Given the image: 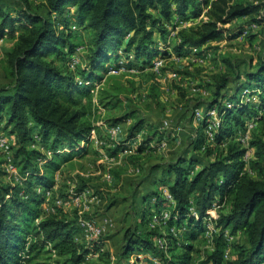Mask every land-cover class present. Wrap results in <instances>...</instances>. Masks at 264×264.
<instances>
[{"label":"rangeland","instance_id":"obj_1","mask_svg":"<svg viewBox=\"0 0 264 264\" xmlns=\"http://www.w3.org/2000/svg\"><path fill=\"white\" fill-rule=\"evenodd\" d=\"M0 1L12 8L20 6L19 0ZM30 1L34 9H42V0ZM250 1L261 3L264 15V0ZM203 12L196 17L173 15L166 23L167 32L163 37L154 33L162 53L148 61L143 58L135 61L133 55L122 50V42L116 59L95 69L89 83L82 77L93 32L73 24L62 28L68 42L62 49L66 52L72 48L74 52L51 57L74 73L78 85H90L79 99L84 105V119L94 128L72 146L75 150L62 143L54 153L51 145L41 140L40 126L30 119V137L25 142L27 152L18 153L15 135L0 113L1 182L13 187L21 197L41 200V216L36 221L50 215L67 219L72 236L86 249L80 262L71 263L65 255L54 252L49 244L36 258L41 264H162L161 253L168 256L171 247L183 250L187 246L191 264H211L208 257L218 233L213 218L220 211L230 209V197L216 199L209 208L213 209L210 212L214 216L207 211L208 216L198 229L188 224L187 216L180 221L170 220L174 202L167 196L169 181L158 180L164 174L161 167L169 161L178 157L187 161L194 156L204 162L224 147L213 139L222 117L215 109L205 111L208 100L213 97V85L223 73L230 74L229 86L236 83L238 80L232 78L234 66L242 71L249 67L254 69L264 34L260 24L242 16L225 24L235 29L238 23L242 24V28L236 30L240 33L236 37L213 40L179 53L174 48L180 39L177 31L205 19ZM21 30L17 27V31L5 35L4 40L0 38V85L10 82L5 75V51ZM242 99L257 115L264 116V109H260L263 102L260 90L254 86L244 89ZM257 115H243L245 124L230 138L245 147L243 171L253 177H260L258 167L264 166V152L260 153L250 144L260 137L261 123ZM204 118L206 125L201 129L205 136L204 147L195 148L197 127ZM137 120H141V124L134 135L129 136ZM249 122L250 127L246 124ZM241 137L244 142L240 141ZM207 148L210 154H206ZM30 163L37 166L38 175L48 178V187L36 183L37 175L32 172L34 168ZM199 166V163L194 164V169ZM172 177L170 174L169 180ZM152 189L158 190V196L148 197L143 202L142 197ZM189 210L194 214L192 203ZM133 231L149 239L153 247H135L124 258L122 247ZM191 231L196 232L194 237L190 236ZM224 235L227 243L222 254L228 259L235 254L231 244L245 242V236L241 230L232 233L228 228Z\"/></svg>","mask_w":264,"mask_h":264},{"label":"trees","instance_id":"obj_2","mask_svg":"<svg viewBox=\"0 0 264 264\" xmlns=\"http://www.w3.org/2000/svg\"><path fill=\"white\" fill-rule=\"evenodd\" d=\"M19 1L20 6L15 8L0 1V38L16 32L17 27L22 29L5 51V75L10 82L0 85V113L15 135L17 152L22 154L27 152L25 142L30 137V119L40 126L41 140L49 143L54 153L62 143L72 148L94 128L84 119L85 109L79 99L90 85H78L74 73L55 59L74 52L72 48L66 52L62 49L68 44L64 27L85 26L93 32L82 77L88 83L92 82L95 69L116 59L122 42V50L133 55L135 61L139 58L148 61L161 54L154 33L163 37L167 32L166 23L173 15L196 17L204 10L206 16L194 26L177 31L180 39L174 48L179 53L213 40L236 37L240 34L236 30H240L242 24L238 23L236 29L225 24L242 16L260 24L264 34L263 5L250 0H42V9H34L30 0ZM261 48L254 69L249 67L242 71L230 63L235 69L232 78L238 80L236 83L229 86L230 74L223 73L213 85V97L208 100L205 111L215 109L222 117L213 135L217 145L224 144L220 152L204 162L194 156L187 161L178 157L161 167L164 174L158 181H169L167 190L174 202L170 220L180 221L187 216L188 224L199 229L213 202L230 197V209L220 211L213 218L218 233L208 257L211 264H264V166L258 167L260 177L243 171L246 149L238 141L230 140L245 124L243 115H257L242 99L244 89L254 86L260 90L263 99L260 109H264V44ZM52 54H56L55 57H51ZM248 63L250 65L251 61ZM257 116L261 123L260 137L250 144L262 153L264 116ZM200 123L195 148L204 147L205 136L201 129L206 125L205 118ZM140 124L141 120H137L131 126L129 136L134 135ZM206 154H210L208 148ZM198 163L200 166L195 170L194 164ZM30 165L37 175L36 183L48 187V178L38 175L35 164ZM2 173L0 167V176ZM170 174L173 175L171 180ZM158 193L152 189L142 201L151 196L156 198ZM40 202L32 196L21 197L0 179V264H41L36 258L49 244L54 252L65 255L71 263L83 259L86 249L72 236L67 219L50 215L36 221L41 216ZM191 203L197 216L189 210ZM227 228L232 233L241 230L245 242H233L234 256L224 259L222 250L227 243L224 235ZM190 234L194 237L196 232ZM135 247L143 249L153 245L133 231L122 247V257L126 258ZM188 250L189 246L183 250L171 247L168 256L161 253L162 264H191Z\"/></svg>","mask_w":264,"mask_h":264},{"label":"built area","instance_id":"obj_3","mask_svg":"<svg viewBox=\"0 0 264 264\" xmlns=\"http://www.w3.org/2000/svg\"><path fill=\"white\" fill-rule=\"evenodd\" d=\"M164 123H166V122L164 121ZM246 124H247L249 127L252 126V123H251V122L246 123ZM114 130H115V129H114ZM1 140H2V139H0V144L2 145L3 142H2ZM240 141H241V142H244V137H241V138H240ZM243 155H244V156H243V160H244V159L246 158V153L244 152ZM167 196H168V197H171V199H172V196H171V194H170L169 192L167 193ZM172 200H173V199H172ZM213 205H214V204H213ZM211 210H213V209H209V210H207V211H208L212 216H214L213 213L210 212ZM193 213L196 215V211H194ZM208 218H209V217H208Z\"/></svg>","mask_w":264,"mask_h":264},{"label":"crops","instance_id":"obj_4","mask_svg":"<svg viewBox=\"0 0 264 264\" xmlns=\"http://www.w3.org/2000/svg\"><path fill=\"white\" fill-rule=\"evenodd\" d=\"M1 39H2V40H4V39H5V36H4V37H2ZM192 48H197V47H192Z\"/></svg>","mask_w":264,"mask_h":264}]
</instances>
